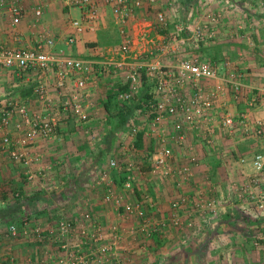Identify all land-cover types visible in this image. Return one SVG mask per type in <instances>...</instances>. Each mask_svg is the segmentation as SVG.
Returning <instances> with one entry per match:
<instances>
[{"label": "crops", "instance_id": "obj_1", "mask_svg": "<svg viewBox=\"0 0 264 264\" xmlns=\"http://www.w3.org/2000/svg\"><path fill=\"white\" fill-rule=\"evenodd\" d=\"M97 1L101 12L96 22V30L86 29L78 34L76 42L71 46L66 45L64 40L71 31L69 21L75 15L82 16L83 12L75 4V0H29L26 17L18 25H12L9 17L0 18V45L10 43L31 46L38 41L39 31L48 30L58 38L57 48H65L71 56L101 59L103 56L109 57L112 51L113 56L109 58L130 62L133 58L140 60L152 57L149 52L154 46L145 43H149V37L166 41L167 36H154L152 31L148 32L153 28L148 30L142 25L151 22L149 8L166 9L169 8L168 2L173 0H142V5L129 16L126 24L117 19L105 0ZM130 3L132 5L133 1ZM204 3L211 9H221L224 16L218 25L216 40L211 45L204 46L213 48V54L219 56L220 59L215 61L217 64L222 66L229 60L230 68L237 71L244 81L243 93L236 100L231 94V88L228 85L225 87L219 79L203 80L207 91L219 89L222 92L221 103L215 109L213 142L208 145L198 138L195 131L189 133L191 135L188 143L195 144L194 152L198 162L192 163L191 175L180 189L171 185L167 190L170 182L162 183L156 179L155 182L147 184V188L154 191L153 198L157 201V207H160L159 211L155 210V217H166L169 226L160 235V245L155 246L154 237L149 240L151 245L148 244L147 247L145 240L137 238L136 235H126L135 233L132 230L141 223L139 217L125 218L114 200H105L109 186L116 198L125 201V189L120 187L123 182L119 181L116 173L127 168L133 169L135 164L130 155L125 158L129 161L127 166L121 163L119 170L110 169L109 161L114 157L121 159V154H126L129 148L135 150V147L134 136L130 130H121L110 152L106 156H103L105 149L100 153L106 130L95 127L97 123L104 125L107 120L108 112L104 102L107 94L112 92L109 91L110 86H103V77L96 86H89V98L93 102L88 121L93 122L91 129L75 128L74 122H71L72 125L67 124V121L73 119H64L65 116L61 113L58 135L50 139L39 138L29 148L31 154L38 153L42 156L31 167L36 173L34 180L28 178L29 167L10 158L3 148L0 136V233H5L12 223L19 228L17 235L4 236L0 241V264H12V258L15 264H57L62 243L73 245L82 241V230L89 232L99 226L109 236L108 229L113 224H118L126 231L124 239L119 241L120 248L123 247L124 250H120L118 264H264V209H259L258 199L253 201L258 209L253 207L238 211L231 203L229 210L216 219L214 228H210L211 224H204V220L200 221V232L203 234H198L196 242L192 240L190 230L178 228L171 222L174 210L170 207V201L180 191L199 197H225L234 181H250V176L255 172L253 156L264 149V132L261 135L256 132L258 121H263L264 129V0H207ZM36 5H42L44 12L40 23L34 26L33 8ZM112 27L118 28L119 32L123 27L130 31L133 47L128 54L120 50L122 35L120 44L109 45V40L116 42V37L110 34L113 32ZM14 31L19 40L12 38ZM187 40L193 41L191 38ZM147 48L150 50L146 51ZM170 52L171 50H166L168 56L162 58L166 64L174 62L175 56ZM228 68H221V74ZM14 74L8 69L0 68L1 100L9 97L20 98L28 102L32 112L44 116L58 112L62 98L54 70L43 75L28 72L24 79L17 75L15 77ZM37 79L47 83L51 104L40 101L34 93L29 96L22 95L21 88ZM219 83H222L221 88ZM115 88L117 86L113 89ZM10 91L12 94L7 93ZM99 94L104 99L101 103ZM225 111L233 115L237 122L245 116L250 124L249 131L241 123H238L233 133L222 129L220 121ZM16 119L18 120L17 117ZM10 131L14 137L19 134L15 126ZM175 151L176 162H189L186 155L188 151L185 152L183 147H175ZM40 167L43 171H40ZM130 174L127 172V175ZM261 177L262 184L256 185L254 189L264 187V172ZM16 191L21 193L23 201L17 202ZM256 194L264 199V192ZM65 197L66 203L61 206L60 203ZM187 206H181L177 212L185 215L190 213V207ZM86 212H90V219L85 217ZM26 218L28 221L24 224L23 220ZM63 218L73 220L75 226V231L65 237L60 235L57 227ZM242 232L244 236L241 235Z\"/></svg>", "mask_w": 264, "mask_h": 264}, {"label": "built area", "instance_id": "obj_2", "mask_svg": "<svg viewBox=\"0 0 264 264\" xmlns=\"http://www.w3.org/2000/svg\"><path fill=\"white\" fill-rule=\"evenodd\" d=\"M29 0H0V18L9 17L12 25H18L27 13V2ZM75 4L82 9L80 19L71 18L69 21L70 34L64 39L66 45H72L77 40V35L83 33L86 29L96 30V22L100 18L101 8L97 0H75ZM105 0L122 24H126L130 15L136 8L142 5V0ZM43 6L36 5L33 8L34 20L32 24L38 25L43 15ZM157 21L162 25H167L168 20L163 12L158 13ZM40 23V22H39ZM123 40L120 50L124 54L130 52L133 44V38L130 31L123 27L121 29ZM14 40H19L17 33L13 34ZM58 38L49 33L48 30L38 32V41L35 44L11 45L4 43L0 45V68H5L15 73L19 78L26 76L28 72H35L43 75L52 70L56 72V83L61 93V104L58 112L50 113L46 116L40 113H34L30 110L28 102L20 98L9 97L0 99V136L3 148L9 154L10 158L29 167L28 178L34 180L36 173L31 169L33 163L41 160V154L30 153V147L39 138L50 139L56 137L59 133L60 118L63 113L64 119H73L77 123L84 124L90 120L91 107L93 102L89 98V86H96L100 77L109 74L111 71H122L128 68V79L131 80V87L125 91L118 92V98L124 103H133L135 101L136 90L141 85L140 71L145 69L147 74L153 79L154 86L151 91L152 100L147 104L145 111H137L129 119V130L135 136L140 126L136 124V119L145 114L152 116V130L156 132L159 146L153 152L151 160V174L161 178L172 177L174 179H184L191 175L192 163L198 162L194 153L195 144L188 143L189 133L193 131L208 145L213 142L215 109L221 103L220 90L207 91L203 86V80L219 79L223 84L229 85L234 91V98L240 99L243 93V84L240 82V74L230 68V64L213 63L207 59H201L197 56L191 58H179L174 64H163L159 60L145 62L136 60L132 63L125 60H116L103 56L97 58H82L69 55L65 48L58 47ZM166 49L158 47L152 49L149 54L158 57V51L164 53ZM173 49V48H172ZM172 51H175L173 49ZM229 66V68H228ZM227 67V74H221V68ZM38 83L33 88V93L40 101L51 104L47 83L37 79ZM219 83V87H222ZM12 94V92H7ZM222 105V104H221ZM15 117L18 120H15ZM243 119L236 121V118L228 111L221 115V128L233 133L238 123L249 131L250 124ZM171 119L172 127L158 130L161 121ZM15 126L19 134L14 137L10 131ZM256 132L261 135L264 132L263 121L257 122ZM192 131V132H191ZM183 147L189 157V162H176L177 156L175 147ZM255 169L254 174L250 176L242 189L246 192L247 199L256 201L259 208H264L263 199L253 191L254 187L261 181L264 172V149L257 151L252 159ZM41 168V167H40ZM39 168V169H40ZM110 169H121V162L118 158H111L109 161ZM40 171H43L41 168ZM106 173V172H105ZM104 173V174H105ZM132 175H128L125 186L131 185ZM238 192V191H237ZM243 194V193H242ZM264 195V194H263ZM107 202L115 201L118 209L123 215H137L145 217L146 202L153 206L152 198L124 202L115 197L111 187H107L105 194ZM220 200V198H219ZM219 200H202L195 202L201 209L212 210L217 213ZM187 201L185 197H180L172 201V207L175 212L172 217V224L182 225L183 218L177 212L182 204ZM148 207V206H147ZM217 215V214H216ZM221 215V214H220ZM85 217L90 219V212L85 213ZM149 219V218H148ZM150 220V219H149ZM28 218L23 220L27 224ZM146 221V218H144ZM151 223L144 222V227L148 226L152 230L157 229ZM191 224V223H190ZM166 223H163V226ZM58 232L63 237L69 236L75 231L73 220L63 218L58 222ZM109 236L106 230L99 226L92 231L82 230V241L62 243L60 255L57 256V264H118L119 262V241L124 239V230L118 224L109 227ZM19 233L17 224H10L5 233H0V241L4 236H15ZM109 238V240H107ZM12 264L14 259L12 258Z\"/></svg>", "mask_w": 264, "mask_h": 264}, {"label": "rangeland", "instance_id": "obj_3", "mask_svg": "<svg viewBox=\"0 0 264 264\" xmlns=\"http://www.w3.org/2000/svg\"><path fill=\"white\" fill-rule=\"evenodd\" d=\"M168 7L169 8H166V9H163L162 7L161 8H151V9L149 8L148 12L151 13V16H152V18L150 19L151 22L148 21L150 23H146V24L142 25V27L145 29H148V30L150 28H153V29H150L148 32L150 33L152 31L154 36H156L157 34L158 35H164V34H159V32H161L159 30L161 28H163V26H165V25H162L157 21L158 13L163 12L167 17L168 22H171V20H173L174 18H178V15L180 13L179 10H181L179 5H177V3L174 4L173 1H171V3L168 2ZM218 10L217 9L216 10L211 9L210 7H208L207 3H204V2L200 3L197 7H195L194 10H191L188 12L187 17L189 18V20H188L189 23L188 24H181L180 23L177 26L178 31H181L182 29L186 28L190 32L189 37L180 36L181 37L180 38V37L176 36L177 35L176 34V35H173L171 38L167 37L166 41H164V42L160 39L149 37L148 38L149 43L148 42H145V43L148 44V46H154V49H157L158 47H160L162 49H166V46H168L167 48H168V50H171V52H170L171 55L174 54V56H175L174 62L170 63L171 65L174 64L176 62V60L179 58L180 59L181 58L182 59L188 58L187 57L188 55L189 56L191 55L190 56L191 58L195 57L194 55H197L198 58L206 59L205 57H202V49H204L205 46H207V45H211L216 40L218 25H219L221 19L224 17L223 11L221 9H218ZM80 18H81V14H78V15H75L73 19H80ZM111 29H113V32L110 34H111V36L116 37V42L109 40V42H110L109 45L112 46V45L120 44L121 43V35H122L121 31L119 32L118 28L112 27ZM187 38H191V39H193V41L187 40ZM199 39L200 40L202 39L205 46L200 47V44L198 43ZM136 44H137V42H136ZM113 47H115V46H113ZM132 47H133V44L130 48V51L132 50ZM172 48L175 49V51H172L173 50ZM148 49L150 50V48H147L146 51ZM107 55H108V52H107ZM142 55H144V54H142ZM166 55L168 56V53H165V52L161 53V51H158V57L148 56V58L145 57V58H142L141 60H143L145 62H151V61L156 62V60L163 62L162 58L165 57ZM112 56H113V53H112V51H110L109 57H112ZM171 59H173V58H171ZM136 60H138V59L133 58V60H130V62L136 61ZM163 64H166V62H164ZM228 64H230L229 60H228ZM223 74L226 76L227 72L225 71V72H223ZM103 77H104L103 86H106V87L110 86V87H108L109 91H114L113 88L116 87V84H118V83L121 84L122 81H125L128 79V68L124 69L122 71L121 70L116 71V72L111 71L109 74H106ZM103 77H100V79ZM240 82H242V84H243L244 81L242 78H240ZM226 86L227 85L225 84V87ZM229 87H227V88H229ZM142 89H143V84H142V79H141V85H139V87H137V90H136L135 101L138 100V98L140 97V95L142 93ZM231 94L233 95V98H234V91L233 90H232ZM99 96H100V94H99ZM99 100H100L99 102L101 103V102H103L104 99L102 98V96H100ZM105 100H106V97H105ZM94 101H95V99H94ZM95 102L97 103L98 100ZM130 118H131V116H130ZM163 121H165V120H163ZM163 121H161L160 124L157 126L158 130H161L163 128L170 129L172 127L173 120L168 119V120H166L167 122H163ZM71 122H74L77 125V126H74L75 128H77V127L80 128L81 126L85 125V124L77 123L75 120L74 121L70 120V122H67V124L72 125ZM135 122L137 125L140 126V130L145 129V132H146L145 136L147 138V143L149 144L148 141L152 140V144L155 145L154 142H156L157 147H158L159 143H158L157 136H155L156 132L153 131L151 128L153 125L152 116H147L145 114H142L141 116H139L136 119ZM105 124L101 125V124L97 123V126L95 128H99L100 130L108 129L109 128V117L107 118V120H105ZM100 125H101V127H100ZM135 136H134V138H135ZM199 139H201V138H199ZM129 155H130V158H132V161L134 162L135 167L133 169L127 168V169H124V171H120V172L116 173V175L119 176V181L123 182L122 184H120V187L125 189L124 195H125L126 199L124 202H127V201H133L134 202L136 200H143V199L147 200L148 197L153 198L155 196L154 191H152L150 188H147V184L149 182H152V181L155 182L154 179L160 180L159 182H162V183L170 182L167 185V187H168L167 190H168L169 186H171V185H174L175 189L176 188L180 189L181 187H183L185 185V182L188 180V177H190V175H189L184 179H174L172 177L161 178L160 176L157 177V176L151 175V173H150L151 169L150 170H144L142 168V165L147 164L148 161L151 163L150 157L147 158L143 154H140V153L138 154V151H135L134 148H129L128 152L126 150V154L120 155L122 160L120 158H119V160L122 164H124L125 167L129 163V161L126 160L125 158H127ZM193 155H196L195 152ZM176 156H177V153H176ZM197 159H198V157H197ZM179 163H183V162L179 161ZM127 172L131 173V175L134 176V179H132L130 187H128L130 189L129 191L127 190V187L124 185L126 180L128 179ZM124 179H125V181H124ZM261 182L262 181H260L257 185L258 186L261 185L262 184ZM244 184H246L245 181H243V182L234 181L231 184V190L229 192H227L228 194H226L225 197H221V195L220 196L219 195L218 196L217 195H212V196L205 195V197H199V196H196L195 194L191 195L190 193L188 194L185 191L183 192V190L180 191V193L175 198H172V200L173 199L175 200V199L180 198V197H185L187 199V201L184 204H182V206L188 205L187 208L190 207V213H187L185 215L184 213L182 214V213H180V211H178L180 216L183 218L184 223L180 226H176V225H174V226L181 228V229L186 228V229L190 230L191 235L193 237L192 240L196 242V240L199 238L198 234L201 233L200 231H202V228H201L202 226L200 225V221L202 222L204 220L205 221L204 224L205 223L211 224L210 228H212L213 225L217 221L216 219L220 218V216L226 210L227 211L229 210V205H231V203H233L232 205L238 211L247 210V209L250 210L253 207L255 209H258V207H256V204H253L254 203L253 201L248 200L246 194L244 195V193H246L242 189L243 188L242 185L245 186ZM160 187H165V186H160ZM175 189H174V191H175ZM253 191L255 193H257V192L262 193V192H264V187L260 186V189L255 188ZM216 194H217V192H216ZM132 197H134V198L132 199ZM219 198H220V200H219ZM66 199H67L66 197L62 199V201H61L62 203H60L61 206H62V204L66 203V201H64ZM214 199L219 200L218 206L216 208L217 209V213H216L217 215L214 214L213 211L210 209L209 210L201 209L200 206L195 205L196 204L195 202H197V201L214 200ZM21 201H23V197L20 199H17V202H21ZM152 203H153V206H150L148 202L145 203V204H147L146 205V211H147L146 215L147 216H145V217L140 216L139 217L141 223L138 222L139 223L138 227L136 226L132 230L135 233L126 234V235H130V236L136 235L137 238H141L142 240H145L144 243H145V246H147V247H148V244L150 243L149 240L152 239L153 237H154L153 239L156 242L155 246L156 247L159 246L160 245L159 243L162 240L160 235H162L164 233L165 229L167 227H169L168 222L166 221L167 220L166 217H163L161 219H157L155 217L156 216L155 210L159 211L160 207H157L158 204L154 198L152 200ZM170 207L175 212V209L172 207V201H170ZM177 209H180V208H177ZM259 209H264V208H259ZM124 217L134 219V217L137 218L138 216L136 214L135 215H133V214L127 215L126 214V215H124ZM144 218H146V221H144ZM147 220L149 223H151L150 221H152L153 225L156 226L157 229L152 230L148 226L144 227V222L147 223ZM163 223H166V225L163 226ZM206 229H209V228H205V230ZM125 232L126 231H124V233ZM201 234H203V232ZM208 235H210V233ZM241 235L244 236L245 235L244 232H242ZM149 245H151V244H149ZM120 250H124L123 247L120 248V246H119V248H118L119 255H120ZM160 250H161V248H160Z\"/></svg>", "mask_w": 264, "mask_h": 264}, {"label": "trees", "instance_id": "obj_4", "mask_svg": "<svg viewBox=\"0 0 264 264\" xmlns=\"http://www.w3.org/2000/svg\"><path fill=\"white\" fill-rule=\"evenodd\" d=\"M207 0H173V3L179 5L181 8L180 13L178 15V18H174L171 20V22H168L166 26H163L159 31V34H164L167 37H172L173 35H176L178 37L180 36H185L189 37L190 32L184 28L181 31L177 30L178 24H188L189 18L187 17V14L189 11L194 10L195 7H197L200 3H203ZM177 32V33H176ZM181 38V37H180ZM189 39V38H187ZM198 43L200 44V47H203L204 42L202 39L198 40ZM213 49V48H212ZM211 48L206 47L202 49V57H205L206 59L212 61L213 63H216L215 61L217 59H220L219 56L216 54H213L214 52L212 51ZM140 76L142 79V84H143V89L140 97L138 100L134 101V103H124L121 102L118 98V92L120 91H125L131 87V80L127 79L125 81H122V83L116 84L117 88L116 90L109 92L106 96V100L104 102V107L106 111L108 112V117H109V128L106 129L104 139H103V147L100 150V153L103 152V156H106L108 152H110V148H112L114 144V140L116 139L118 133L121 130H127L129 129V119L130 116H132L137 109H141L145 111L147 109V104L150 100H152V89L154 85V81L151 77L147 75V72L145 69H142L140 71ZM38 83L37 80H32L31 82L28 83L27 86H23L21 89L22 95L23 96H29L33 95V88L35 85ZM107 117V118H108ZM69 122V121H67ZM87 123V122H86ZM85 124V123H84ZM93 122H88L86 125H83L80 127V129H91L92 128ZM75 126H77L75 124ZM78 128V127H77ZM60 131V127H59ZM145 129L140 130L135 138H134V147L135 150L138 151L140 154H143L147 158H151L153 152L157 148V143L155 145L152 144V140L148 141L149 144L147 143V138L145 136ZM155 141V140H154ZM13 160V159H12ZM15 161V160H14ZM152 167V164L148 161L147 164L142 165V168L144 170H150ZM17 192V191H16ZM17 199L21 198V193L17 192L15 193Z\"/></svg>", "mask_w": 264, "mask_h": 264}]
</instances>
